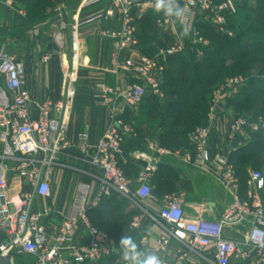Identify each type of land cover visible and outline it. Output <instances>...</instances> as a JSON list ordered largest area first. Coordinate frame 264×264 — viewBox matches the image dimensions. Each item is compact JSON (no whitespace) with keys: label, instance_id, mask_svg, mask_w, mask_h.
<instances>
[{"label":"built area","instance_id":"obj_1","mask_svg":"<svg viewBox=\"0 0 264 264\" xmlns=\"http://www.w3.org/2000/svg\"><path fill=\"white\" fill-rule=\"evenodd\" d=\"M179 2L187 10L186 23L199 57L209 40L198 29V21L211 24L220 34L233 35L230 17L238 12L237 0ZM99 3H105L102 9L74 21L73 54L71 67L65 69L64 96L57 101L47 99L40 106L38 117L32 113L30 92L23 85L25 63L5 45L0 48V255L9 256L13 262L18 255H28L35 259L34 264H87L118 254L116 240L96 227L89 217L104 197L117 194L136 212L132 230L141 231L144 219L160 229L156 240L158 252L167 254L173 241L178 244L174 264H264V170L248 171L243 193L229 154L219 151L212 155L210 151V126L193 129L190 143L194 152L187 153L186 159L204 169L213 164L216 179L232 194L231 203L217 219L200 214L188 216L180 195H170L160 207H155L152 179L159 169L158 160L148 159L136 182L121 168L123 142L134 132L125 120L127 111L142 104L149 95L164 99L166 60L185 55L186 46L176 36L173 45L160 54L136 56L133 50L139 46V36L135 11L153 7V0H85L82 5L88 8ZM96 21L111 24L100 31V36L114 40L111 72L127 76L128 81L110 84L99 76L90 85L89 95L109 115L106 131L93 143L89 126L70 136L65 119L78 95L77 72L83 39L95 31L91 26ZM169 23L167 18L158 21L161 27ZM41 60L48 63L50 55L44 54ZM245 82L242 75L227 78L213 94L212 111L230 89ZM262 130V114L235 118L228 129L229 153ZM158 152L167 154L165 149ZM60 169L83 177L76 182L69 213L52 202L54 179ZM9 174L21 180L15 195L9 193ZM38 199L50 203L35 206ZM209 204L194 206L205 209ZM114 247L117 249L113 250ZM117 261L122 264L120 259Z\"/></svg>","mask_w":264,"mask_h":264},{"label":"crops","instance_id":"obj_2","mask_svg":"<svg viewBox=\"0 0 264 264\" xmlns=\"http://www.w3.org/2000/svg\"><path fill=\"white\" fill-rule=\"evenodd\" d=\"M84 1L0 0V44L3 43L6 48L11 47V50L13 47V55L26 65L23 85L30 92L31 109L35 117L39 116V108L47 99L57 101L64 96L65 69L71 67L73 54L71 32L74 21L87 18L105 5V3H99L85 8L82 5ZM151 9L153 7H148L146 11L139 9L135 11L139 29L141 20L143 18L149 19L151 16ZM164 19L165 17L162 16L159 20ZM199 22L201 20L197 24ZM110 26L111 24L108 22L96 21L91 26L94 27L95 31L83 39L77 72L78 95L76 99L78 101L74 102L70 114L65 119V128L70 136L89 126L93 143H96L106 131L109 115L107 109L98 106L92 97L88 96L89 90L85 81L87 59L94 58L95 64L101 71L98 73L99 76L106 79L108 83L120 84L128 81L127 76H117L111 72V53L114 50V40L100 36V31ZM158 27L161 32H169L173 37L172 39L175 40L181 25L170 20L167 26L161 27L158 24ZM141 44L142 41L139 39L138 48L133 50L134 55L140 54L138 50ZM44 54L50 55L48 63H43L41 60ZM88 54L92 56L88 57ZM242 77L246 81L248 74L243 73ZM246 84L247 82L230 89L214 111H212V100L208 101L209 109L205 115V124L211 127L210 151L212 155L221 151L231 157V154L238 148L253 140L254 136H249L241 146L229 153L231 151V143L228 137L229 125L239 115V110L231 101L242 95ZM87 97L91 99L89 102L86 101ZM137 108L129 109L125 118L130 113H134ZM190 125L194 127L196 124L191 123ZM186 126L188 124L179 121L171 125L169 131H164L162 123H159L158 127L151 125V123H144L141 125L142 132L140 129L137 131L133 129L134 132L130 136V141L126 144L123 155L119 159L120 166L127 177L136 182L138 172L148 159L158 160L159 169L152 179L155 196L153 205L158 208L163 204L166 197L180 195L184 198V208L188 216L200 214L208 219H217L224 208L231 203L233 196L223 186L215 190L217 171L213 164L208 165L209 169H204L196 165L195 161L190 162L186 159L187 153L194 152L190 143V135L193 130L186 132ZM159 149L167 150V154H160ZM235 169L237 173V168ZM82 178L72 171L58 170L57 177L54 179L52 202L54 204L57 202L62 212H64L66 202L72 200V197L70 198V183L72 180L78 181ZM88 179V177L84 178L85 181ZM9 180L11 183L9 193L15 195L19 191L21 180L13 174H9ZM59 186L61 192L58 189ZM113 202L123 203L120 211H125L126 214L135 212L130 207L129 202L117 194ZM47 203L50 201L38 199L35 206ZM208 203L210 204L205 209H197L194 206L195 204ZM133 216L130 218L129 231L137 234L135 240L141 248L159 255L164 264H174L178 244L173 241L167 254L158 252L156 240L159 237L160 229L149 219H144L143 229L138 232L134 231L131 228ZM239 228L245 231V228ZM229 232L227 231V234Z\"/></svg>","mask_w":264,"mask_h":264},{"label":"trees","instance_id":"obj_3","mask_svg":"<svg viewBox=\"0 0 264 264\" xmlns=\"http://www.w3.org/2000/svg\"><path fill=\"white\" fill-rule=\"evenodd\" d=\"M237 5V14L230 17L229 27L233 31L232 36L220 34L211 24L201 21L197 24V27L202 35L209 40V45L203 48V56L199 57L197 55V47L195 46L192 56H173L166 60L163 91L166 94L167 88H172L177 108L180 111L193 112L192 117L194 120L190 124H205V115L209 106L207 107L204 103L209 100L207 99L208 93L213 86L225 82L226 77H230L227 74L228 70L237 67L239 64L241 68L237 71L238 75L251 74V71L257 67L259 71L257 75H248L249 79L242 95L231 102L235 104L237 110H241L243 103L248 98L260 96L264 110V0H237ZM143 20L147 19L143 18L141 24H143ZM207 29L208 31H206ZM138 36L142 41L141 28H138ZM198 59L200 60L198 66L200 71L210 72V75L201 73L202 75L198 77L195 74L193 62L194 60L198 61ZM147 99L155 102L160 100L153 95H149L145 100ZM255 108L256 106H253L251 110ZM256 111H254V114L257 115ZM262 115L264 116V114ZM182 122L190 125L188 122ZM253 136L251 142L238 148L230 157V161L237 168L243 193L248 175V172L245 174L246 169H244L247 157L249 155L261 156L264 153L262 148L256 151L260 147V142L264 139V130ZM129 141L130 137L124 140L123 150ZM113 201H115V195L108 198L104 197L100 205L89 212V217L96 227L109 233L116 240L119 247V241L125 234L131 235L134 239L137 237V234L129 231L130 218L135 212L123 213L124 215L120 216L118 212L122 205ZM116 259H119V249L118 254L114 256L87 264H113Z\"/></svg>","mask_w":264,"mask_h":264},{"label":"rangeland","instance_id":"obj_4","mask_svg":"<svg viewBox=\"0 0 264 264\" xmlns=\"http://www.w3.org/2000/svg\"><path fill=\"white\" fill-rule=\"evenodd\" d=\"M151 16L149 17V19L147 20H143V24L140 25L141 28V34L143 35V40H142V44L139 47L138 52L140 53V55H156V54H160L161 52H163V50H165V48H168L169 46L173 45L174 43V39H172V35L169 32H161V30H159L158 27V20L162 17H160L159 15L155 14L153 9H151ZM205 28V27H203ZM207 28V27H206ZM178 33L180 31H182V28H178ZM208 31V29L206 30ZM185 46H186V55L188 56H192L193 52L195 51V45L192 43V33L191 31H189V34L185 37H182ZM4 46L3 43L0 44V48H2ZM10 53L13 54V47L11 50V47L6 48ZM92 55L88 54V57H90ZM91 60L87 59V63H86V85H87V89L89 90L90 85H92L94 82H96L99 79V74L101 71L99 70V67H97V65L95 64L94 58L92 59V57H90ZM199 59L198 61L194 60V65H195V74L199 77L200 75L206 74V75H210V72H203L200 71V68H198L199 66ZM241 68L240 64L235 67V68H231L228 70L227 74L230 75V77H236L239 76L237 74V71H239V69ZM259 71V68H255L251 71V74H248L249 76L251 75H257ZM226 74V75H227ZM249 76L247 77L246 82H248ZM229 77H226V79ZM224 83V82H223ZM222 82L219 83L218 85L213 86V88L210 90V92L208 93V98L209 100H206V103H204L205 105H207V107L209 106V102L212 100L213 98V94L214 92L219 89L222 84ZM166 94L164 92V99H160L159 102L158 101H152V100H145L142 104H140L139 106H137V110L134 113H130V115H128V117L125 118V120L132 126L133 129H135V131L139 130L142 132L141 130V125L144 123H151V125H156V127H158L159 123H162L164 125V131H169L168 129L171 128V125H173L174 123H177L179 121H185L188 122L190 124V122H192L194 119L192 117L193 112H184V111H180L175 103V95L173 93V89L172 88H167L166 90ZM89 96V94H88ZM91 99H89V97H87L86 101L89 102ZM78 101V99H75L74 102ZM85 101V100H84ZM209 101V102H207ZM212 102V101H211ZM74 104V103H73ZM203 104V105H204ZM203 105H201L202 107H204ZM235 106V104H234ZM256 106L255 109L251 110V107ZM257 110V111H256ZM254 111H256L258 114H264V110H263V105H262V98L259 97H254V98H248L242 105L241 110H239V115H237V118L240 116H245L248 114H254ZM206 126L203 123H198L196 124L197 126ZM193 126L188 125L185 127V131H192L193 130ZM260 147L256 149V151H259L261 148L264 150V139L260 142ZM254 150V149H253ZM252 150V151H253ZM245 174L246 172H248L249 170H264V153L261 156L258 155H249L247 157V160L245 162ZM77 180H72V182L70 183V198L73 195V191L75 188ZM222 188V185L218 182V180L216 179L215 181V190H217V188ZM61 187L59 186L58 189L61 192ZM243 192V191H242ZM206 198V197H205ZM208 199V198H206ZM72 201V200H71ZM71 201H67L65 204V208H64V213H69V210L71 209L69 202ZM123 203H121L122 205ZM55 206L58 207V203L55 202ZM59 208V207H58ZM60 209V208H59ZM61 210V209H60ZM62 211V210H61ZM125 212V211H124ZM122 211L118 212V215H124ZM120 229H122L120 227ZM118 259L115 260V263L113 264H121L118 263L117 261ZM35 263V259L31 256L28 255H18L16 257H14V262L13 264H34ZM105 264V263H104Z\"/></svg>","mask_w":264,"mask_h":264},{"label":"clouds","instance_id":"obj_5","mask_svg":"<svg viewBox=\"0 0 264 264\" xmlns=\"http://www.w3.org/2000/svg\"><path fill=\"white\" fill-rule=\"evenodd\" d=\"M153 11L181 25L179 37L189 34L190 27L186 23L187 10L181 6L179 0H153ZM44 188H41L43 191ZM117 248H113L115 250ZM119 259L122 264H164L163 259L154 252L141 248L131 235H124L119 241Z\"/></svg>","mask_w":264,"mask_h":264},{"label":"water","instance_id":"obj_6","mask_svg":"<svg viewBox=\"0 0 264 264\" xmlns=\"http://www.w3.org/2000/svg\"><path fill=\"white\" fill-rule=\"evenodd\" d=\"M0 264H13V261L9 256L0 255Z\"/></svg>","mask_w":264,"mask_h":264}]
</instances>
